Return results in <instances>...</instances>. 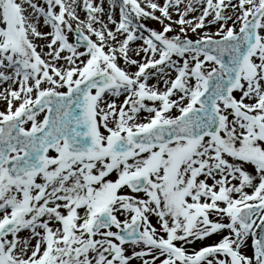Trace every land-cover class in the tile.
Returning a JSON list of instances; mask_svg holds the SVG:
<instances>
[{
	"label": "snow or ice",
	"instance_id": "1",
	"mask_svg": "<svg viewBox=\"0 0 264 264\" xmlns=\"http://www.w3.org/2000/svg\"><path fill=\"white\" fill-rule=\"evenodd\" d=\"M0 101V264H264V0H0Z\"/></svg>",
	"mask_w": 264,
	"mask_h": 264
},
{
	"label": "rangeland",
	"instance_id": "2",
	"mask_svg": "<svg viewBox=\"0 0 264 264\" xmlns=\"http://www.w3.org/2000/svg\"><path fill=\"white\" fill-rule=\"evenodd\" d=\"M38 2H42V0H38ZM105 6L107 7V4H105ZM80 15H81L82 18L84 17V13H83L82 11L80 12ZM115 15H116V17L118 18V9L116 10ZM151 26H153V27H159V25H158V24H155V23H153ZM2 107H3V102L0 101V108H2ZM42 118H43V113H41V114L37 117L38 120H39V119H42ZM27 126L30 127V123H29Z\"/></svg>",
	"mask_w": 264,
	"mask_h": 264
},
{
	"label": "bare ground",
	"instance_id": "3",
	"mask_svg": "<svg viewBox=\"0 0 264 264\" xmlns=\"http://www.w3.org/2000/svg\"><path fill=\"white\" fill-rule=\"evenodd\" d=\"M105 4H107V0H105ZM150 82H154V81H150Z\"/></svg>",
	"mask_w": 264,
	"mask_h": 264
}]
</instances>
